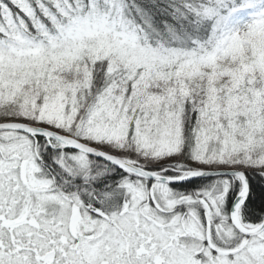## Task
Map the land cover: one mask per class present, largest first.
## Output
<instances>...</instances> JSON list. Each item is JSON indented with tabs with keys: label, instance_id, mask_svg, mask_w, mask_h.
I'll return each instance as SVG.
<instances>
[{
	"label": "snow or ice",
	"instance_id": "1",
	"mask_svg": "<svg viewBox=\"0 0 264 264\" xmlns=\"http://www.w3.org/2000/svg\"><path fill=\"white\" fill-rule=\"evenodd\" d=\"M0 264H264V0H0Z\"/></svg>",
	"mask_w": 264,
	"mask_h": 264
}]
</instances>
